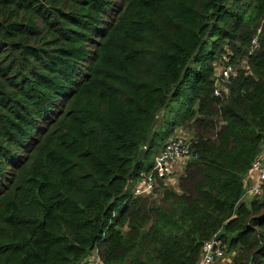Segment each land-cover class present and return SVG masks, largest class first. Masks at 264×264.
<instances>
[{"label": "trees", "instance_id": "16d2710c", "mask_svg": "<svg viewBox=\"0 0 264 264\" xmlns=\"http://www.w3.org/2000/svg\"><path fill=\"white\" fill-rule=\"evenodd\" d=\"M184 126L178 189L132 196ZM263 154L264 0H0V264H264Z\"/></svg>", "mask_w": 264, "mask_h": 264}, {"label": "built area", "instance_id": "2783aa9c", "mask_svg": "<svg viewBox=\"0 0 264 264\" xmlns=\"http://www.w3.org/2000/svg\"><path fill=\"white\" fill-rule=\"evenodd\" d=\"M237 72L231 66H225L215 80V94L219 96L221 83H227ZM191 141L183 137L168 140L160 154L155 158L149 172L133 185L131 193L134 197L152 198L159 189L171 188L178 184L180 177L193 158ZM264 192V154L257 158L251 167L245 183V193L242 202L249 203L253 198L259 197ZM225 245L220 237L215 236L205 243L201 260L198 264H217L224 260Z\"/></svg>", "mask_w": 264, "mask_h": 264}, {"label": "rangeland", "instance_id": "374dc122", "mask_svg": "<svg viewBox=\"0 0 264 264\" xmlns=\"http://www.w3.org/2000/svg\"><path fill=\"white\" fill-rule=\"evenodd\" d=\"M255 47H257V45L255 46ZM226 63H228V64H226ZM231 66L235 71L237 70V68L236 67H234V66H232L231 64H230V62H229V60L227 59V57H223V60L222 61H219V62H215L214 64H213V67H214V79L216 80L217 79V77L221 74V71H222V69L225 67V66ZM247 69V65H246V63H243L241 66H240V69ZM225 88H226V84L225 83H221V85L219 86V89L221 90V91H223V90H225ZM175 135H174V137H172V138H170V139H174L175 137H183V138H186L187 140H189V141H191V138H192V134H191V132H190V128L189 127H187V126H184V127H180V129H178L177 130V132L176 133H174ZM169 139V140H170ZM183 176V175H182ZM181 176V177H182ZM170 189H175V190H177L178 189V184L177 185H175L174 187H171ZM162 191L163 190H161V189H159L157 192H156V194H155V196L154 197H152V198H149L151 201H155V202H159V200H160V198H161V196H162ZM227 256V255H226ZM227 259H225V261H221V262H219V264H230V261H231V259H230V257L229 256H227L226 257ZM90 262H92V264H101V262L99 261V257H98V253H97V251H95V254L93 255V257H91L90 258Z\"/></svg>", "mask_w": 264, "mask_h": 264}, {"label": "water", "instance_id": "95a60500", "mask_svg": "<svg viewBox=\"0 0 264 264\" xmlns=\"http://www.w3.org/2000/svg\"><path fill=\"white\" fill-rule=\"evenodd\" d=\"M164 113V112H163Z\"/></svg>", "mask_w": 264, "mask_h": 264}]
</instances>
